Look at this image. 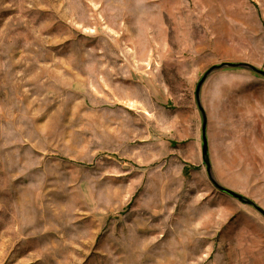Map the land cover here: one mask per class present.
Instances as JSON below:
<instances>
[{"label":"rangeland","instance_id":"374dc122","mask_svg":"<svg viewBox=\"0 0 264 264\" xmlns=\"http://www.w3.org/2000/svg\"><path fill=\"white\" fill-rule=\"evenodd\" d=\"M225 61L264 69V0H0V264H264L203 160ZM201 103L214 178L264 209V77Z\"/></svg>","mask_w":264,"mask_h":264},{"label":"water","instance_id":"95a60500","mask_svg":"<svg viewBox=\"0 0 264 264\" xmlns=\"http://www.w3.org/2000/svg\"><path fill=\"white\" fill-rule=\"evenodd\" d=\"M225 68H245L249 71H252L254 73H257L261 76L264 77V69L257 67L256 65L249 63V62H232V61H225L219 64H215L212 67H210L209 69H207V71L203 74V76L201 77V79L198 81L197 86H196V99H197V104L199 109L201 110L202 114H203V124H202V154H203V160L206 163L207 166V172L208 175L210 177V179L212 180V182L214 183V185L220 189L221 191H223L224 193H227L228 195L239 199L240 201L253 205L257 210H259V212H261L264 215V209H262L261 207L257 206L253 201H251L250 199H248L246 196H244L243 194L230 189L222 184H220L213 176L212 173V165H211V161H210V153H209V141H208V136H207V118H206V113L205 110L202 106L201 103V90L202 87L205 83V81L207 80V78L215 71L217 70H222Z\"/></svg>","mask_w":264,"mask_h":264}]
</instances>
